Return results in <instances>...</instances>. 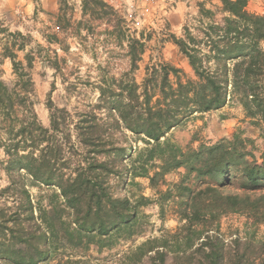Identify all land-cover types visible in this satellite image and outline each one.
<instances>
[{"label": "trees", "instance_id": "1", "mask_svg": "<svg viewBox=\"0 0 264 264\" xmlns=\"http://www.w3.org/2000/svg\"><path fill=\"white\" fill-rule=\"evenodd\" d=\"M79 2L75 21L74 7L59 0L55 28L77 38L81 30L93 34L94 23H105L104 32L126 44L130 68L117 79L102 77L96 105L77 114L71 130L68 112L50 98L49 127L39 120L32 38L0 23V64L8 59L15 76L11 87L0 80V169L7 179L0 189V263L40 264L66 246L111 249L141 233L142 208L156 202L163 217L164 205L172 202L184 223L171 235L173 249L167 239L148 240L135 249L133 264L149 253L153 264H165L171 253L181 255L180 264H264V243L236 237L225 250L216 226L233 214L264 225V152L257 159L252 140L238 133L185 149L168 138L196 116L232 101L264 135V15L248 10L250 0H218L217 13L198 5V24L192 30L184 26L180 38L170 35L191 74L165 61L150 62L138 83L133 73L146 51L143 33H129L125 18L105 0ZM46 42L63 40L52 34ZM48 65L60 71L56 53ZM120 131L146 146L126 166L131 146L119 145ZM180 170L179 180L167 184L165 177ZM127 174L134 185L137 178L147 179L157 200L117 197L110 180ZM191 179L203 186L193 189ZM232 187L240 193H231ZM33 188L49 190L46 203L33 197Z\"/></svg>", "mask_w": 264, "mask_h": 264}, {"label": "rangeland", "instance_id": "2", "mask_svg": "<svg viewBox=\"0 0 264 264\" xmlns=\"http://www.w3.org/2000/svg\"><path fill=\"white\" fill-rule=\"evenodd\" d=\"M125 18L126 28L134 36L143 33L146 51L139 63V69L133 73L135 80L141 83L145 75V67L151 63L165 61L183 69L188 75L191 70L187 60L178 48L171 42L170 35L180 38L183 27L191 30L198 24L197 14L189 13L181 20H169L173 11V2L170 0H105ZM120 1V3L118 2ZM74 7V20H80L79 0H68ZM59 0H0V23L9 28L11 32L20 31L32 38L31 49L36 55L31 77L36 95L35 112L45 127H49L48 98L54 107L65 109L70 122L68 129H72V122L77 114L88 111L96 105L99 97L97 89L102 77L120 78L129 71V59L124 43L120 46L113 36L105 33V23H94L96 30L93 34H86L81 30V36L75 37L68 32L63 34L55 28ZM218 12L219 6H213ZM248 10L264 15V0H252ZM219 18L220 15L217 14ZM111 30V28H109ZM57 34L63 42L61 44H48L46 37ZM63 47V49H62ZM59 58L60 71H55L48 65V59H54L55 53ZM1 53V48H0ZM23 53L19 59L23 60ZM15 76L8 59L0 64V80L12 86ZM219 113L196 116L185 125L172 131L168 138L182 147H198L200 143L213 144L223 138H231L233 133H238L244 139H251L250 147L257 159L264 152V135L260 136L259 130L252 127L245 120L242 107L236 102H230ZM244 117L243 119H241ZM235 123V124H234ZM2 135L0 134V139ZM119 145L129 147V157L125 158L124 165H130L136 157L138 149L145 148L142 142H136L128 132H116ZM0 158L3 157L0 150ZM128 168V167H127ZM182 171L172 173L165 177L167 184L179 180ZM128 174L122 179L111 178L110 183L113 193L120 198L134 199L139 195L157 200V194L149 187L145 178H137L135 184L129 182ZM7 179L0 169V189L5 187ZM193 189L202 187L200 181L188 182ZM160 189L165 190L166 187ZM231 193H240L235 187L230 188ZM46 189H31L34 198L42 197L43 203L47 202ZM163 217L156 202L141 209L145 215L141 226V233L128 240H121L111 249H101L90 245L88 249L71 248L69 246L57 250L53 259L40 264H133V253L137 247L148 240L167 239L172 245L171 235L180 232L184 224L176 215V206L172 202L164 205ZM218 233L225 242V250L232 248L231 243L236 237L242 240H251L255 243H264V225H254L243 215H228L216 223ZM210 225V224H209ZM215 225L210 227L215 230ZM197 229H201L198 227ZM185 246L181 244V249ZM153 253L145 255L139 264H153ZM181 255L169 254L165 264H180ZM2 264V263H0Z\"/></svg>", "mask_w": 264, "mask_h": 264}, {"label": "crops", "instance_id": "3", "mask_svg": "<svg viewBox=\"0 0 264 264\" xmlns=\"http://www.w3.org/2000/svg\"><path fill=\"white\" fill-rule=\"evenodd\" d=\"M170 1L173 2V7H172L173 11L170 13L169 20H172V19L181 20L185 15L189 13L198 14V5L200 4H203L206 8H211L213 6H219L218 0H170ZM118 2L120 3V1ZM248 5H250V2ZM219 112L221 111H215V112L203 114V116L214 114V113H219ZM243 118L244 117H242L241 119ZM231 133L233 134V131Z\"/></svg>", "mask_w": 264, "mask_h": 264}]
</instances>
